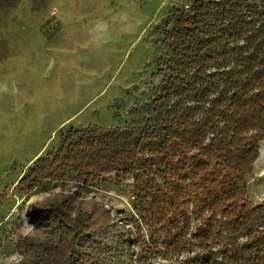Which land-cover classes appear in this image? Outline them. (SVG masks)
<instances>
[{"label":"trees","instance_id":"obj_1","mask_svg":"<svg viewBox=\"0 0 264 264\" xmlns=\"http://www.w3.org/2000/svg\"><path fill=\"white\" fill-rule=\"evenodd\" d=\"M190 1L165 19L173 55L138 108L154 122L71 127L16 186L131 179L139 220L128 221L151 227V239L137 253L140 241L112 209L59 194L29 206L33 232L17 242L18 264H170L197 246L173 264H264V199L247 197L264 142V0Z\"/></svg>","mask_w":264,"mask_h":264},{"label":"rangeland","instance_id":"obj_2","mask_svg":"<svg viewBox=\"0 0 264 264\" xmlns=\"http://www.w3.org/2000/svg\"><path fill=\"white\" fill-rule=\"evenodd\" d=\"M5 0H0V5ZM190 0H14L0 6V264H18L20 237L33 232L27 211L59 194L74 203H104L122 217L140 245L152 228L134 210L133 180L83 188L74 181L21 193L17 184L41 156L60 146L71 127L107 128L154 122L150 108L172 51L163 46L165 19ZM157 74V77L153 75ZM251 202L264 199V142L248 184ZM160 233L155 234L158 238ZM161 248V247H159ZM200 251L197 246L194 253ZM194 253L173 255V264ZM164 262L162 257L150 259Z\"/></svg>","mask_w":264,"mask_h":264},{"label":"built area","instance_id":"obj_3","mask_svg":"<svg viewBox=\"0 0 264 264\" xmlns=\"http://www.w3.org/2000/svg\"><path fill=\"white\" fill-rule=\"evenodd\" d=\"M185 9H189V6H186Z\"/></svg>","mask_w":264,"mask_h":264}]
</instances>
